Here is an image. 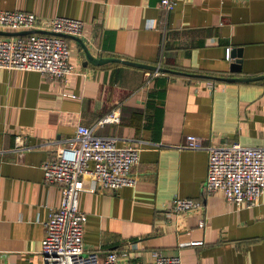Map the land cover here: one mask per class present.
I'll return each mask as SVG.
<instances>
[{"label":"crops","instance_id":"crops-1","mask_svg":"<svg viewBox=\"0 0 264 264\" xmlns=\"http://www.w3.org/2000/svg\"><path fill=\"white\" fill-rule=\"evenodd\" d=\"M0 9L81 19L80 38L98 57L211 76L264 74V0H178L171 10L160 0H0ZM69 42L77 71L66 80L0 68V264H43L45 223L62 193L45 183L42 165L80 124L142 147L135 186L104 189L85 176L79 206L88 215L87 249L127 251L120 264H152L154 249L179 252L183 264H264V193L252 207H238L220 190L207 194L208 151L183 146L189 134L205 145L264 146V80L85 64L83 46ZM228 48L230 55L242 49L240 70L232 69ZM114 109L120 122L98 124ZM175 195L206 207L176 214Z\"/></svg>","mask_w":264,"mask_h":264},{"label":"built area","instance_id":"built-area-1","mask_svg":"<svg viewBox=\"0 0 264 264\" xmlns=\"http://www.w3.org/2000/svg\"><path fill=\"white\" fill-rule=\"evenodd\" d=\"M178 0H160L163 9L176 7ZM0 28L20 31L39 29L81 37L84 21L70 16L41 18L30 11L0 9ZM230 59V48L227 49ZM0 68L39 71L66 80L76 73L71 62L69 38L63 35L31 32L19 35L0 34ZM158 73V72H155ZM210 87L214 81H208ZM76 97V94L65 93ZM120 122L117 109L104 115L98 124ZM192 149H207L209 154L205 192L222 191L226 199L238 207H252L264 193V146H247L239 141L205 145L196 134H189L183 145ZM142 147L119 145L115 136L95 133V126L80 124L74 139L52 159L43 163L44 181L61 188L60 205L49 212L46 232L41 244L43 264H120L127 251L102 253L87 249L84 241L88 220L80 209L79 197L85 187L84 178L91 175L104 189L117 190L135 186L134 167L141 158ZM172 212L176 214L205 209L199 199L173 197ZM205 224L201 219L200 225ZM202 241H193L192 244ZM152 264H183L179 252L152 251Z\"/></svg>","mask_w":264,"mask_h":264},{"label":"water","instance_id":"water-1","mask_svg":"<svg viewBox=\"0 0 264 264\" xmlns=\"http://www.w3.org/2000/svg\"><path fill=\"white\" fill-rule=\"evenodd\" d=\"M31 32L53 33V34L63 35V36L68 37V38L76 39L83 46V48L86 51L87 61L85 62V64H87L88 62H92L95 64H104L107 62L117 61V62H122V63L130 64V65H135V66L147 68V69H150L154 72H167V73H171V74L186 75V76L210 77V78H214L216 80H223V81H254V80H262V79L264 80V74L249 76V77L211 76V75L184 72V71H180V70H175V69L163 67L161 65H152V64L142 63V62H138V61L122 59L119 57H103V56L98 57V56H94L90 52V50L85 45L84 41L79 36H73L70 34L57 33V32H52V31H44V30H39V29L20 30V31H7V30L0 29V34H5V35H19V34H27V33H31ZM231 56L234 57L232 69L233 70H240L241 69V63H242V49L239 48L237 50H233L231 52Z\"/></svg>","mask_w":264,"mask_h":264}]
</instances>
